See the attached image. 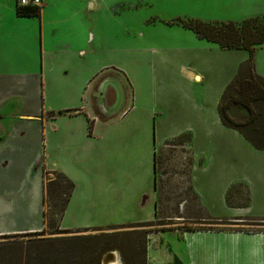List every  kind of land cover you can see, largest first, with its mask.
Instances as JSON below:
<instances>
[{
    "label": "crops",
    "instance_id": "crops-1",
    "mask_svg": "<svg viewBox=\"0 0 264 264\" xmlns=\"http://www.w3.org/2000/svg\"><path fill=\"white\" fill-rule=\"evenodd\" d=\"M18 1L0 0V22L11 16L15 18V30H19L0 28V186L11 190L10 195L5 189L4 194H0V206L6 211V216L0 217V236L44 230L43 174L47 169L60 171L56 167L57 158L56 164L52 161L53 166L50 160L62 150L58 161L67 162L70 171L75 169L85 162L81 159L90 151H93V157L96 155V144L104 138L105 129L109 130L105 135H150V140H154V143L150 141L154 191L159 151L166 146L185 147L187 144L192 153L189 185L208 221L214 219L229 224L264 220V212L256 211L258 205L264 209V151L255 149L238 131L224 126L219 114L227 84L248 62L247 51L218 49L228 59L226 69H217L222 71L224 82L212 68V61L210 64L207 59L206 64H198L192 49L185 61L166 49L161 51V58L156 51L148 49L152 57L144 71L134 64L147 62L135 58L141 48L139 44L150 43L144 30H139L141 37L134 33L127 38L115 36L111 39L112 36L106 38L95 26L99 14L109 18L110 13L116 17L128 14L127 18L139 27L141 23L144 27L159 25L160 16H145L141 1L136 5L126 0H42L41 15L27 18L17 15ZM121 42L129 43L130 47H120ZM110 44L114 46L110 47ZM101 52L99 60L105 57L106 64H101L100 72L117 66L124 70L126 66L122 67L116 60H132L126 64L133 66L130 70L126 68L127 80L133 86L132 99L128 98L130 92L128 95L123 93L118 104L115 101L102 105L99 98H109L112 88H106L103 80L88 84L85 80L68 105L56 111L54 106H48L49 112L45 116V86L51 69L59 62L68 68L65 71L68 76L73 63L68 57L85 59L92 55L96 58ZM254 70L264 78L257 65ZM84 85H88L87 91H84ZM90 87L93 92L88 96ZM15 119L32 126L49 124L52 134L47 132L45 142L39 139L33 147L17 151L13 148L17 147L15 139L26 137L29 142L30 135L24 126L20 135L13 137L16 128H10L9 124ZM177 138H181L183 144L168 145ZM12 139L15 144L10 145L9 150L12 156L18 154L13 160L4 154L6 144ZM145 147H149L147 142ZM21 151L27 152L28 159ZM43 151L49 152L46 159ZM146 157L148 161V152ZM140 161L139 158L134 160ZM32 166L35 175L31 173L23 178V172L31 171ZM11 173L12 177H9ZM63 174L73 178L71 172ZM16 181L29 182V195L20 185L16 190ZM240 184L243 189H249L251 206L248 209L227 204L229 190ZM144 192L140 208L149 202L152 194L151 191ZM30 201L42 203L41 216L33 214L28 206ZM156 210L155 207V217ZM188 218V222L194 221V217ZM183 219L180 217L176 221ZM176 226L147 232L146 264H264V231L250 232L246 227L233 224L227 227L243 231L223 230L225 228L188 230L181 223ZM61 229L68 230L62 224ZM113 263L117 264V261Z\"/></svg>",
    "mask_w": 264,
    "mask_h": 264
},
{
    "label": "rangeland",
    "instance_id": "rangeland-1",
    "mask_svg": "<svg viewBox=\"0 0 264 264\" xmlns=\"http://www.w3.org/2000/svg\"><path fill=\"white\" fill-rule=\"evenodd\" d=\"M139 1L144 6L143 13L145 16H152L151 14L160 16L161 23L159 25L144 27L141 23V27H139L136 22L127 18L128 14L127 16L116 17L117 15L110 13L109 18L105 14H99L98 22L95 23L96 30H102L105 37L112 36L111 39H115V36L121 39L127 38L134 33L141 37L139 30H144L147 38H150V43L139 44L141 48L137 46L139 52L135 58H140L142 61L147 60L144 65L134 63L138 69L147 70V67L144 66L148 65L152 57L148 53V49L156 51L160 54V58L161 51L166 49L171 51L172 55H180L184 61L188 60L187 54L189 52L191 54L189 49H192L196 52L193 55L199 65L206 64L207 59L210 64L212 61V68L218 72L217 74L221 76L223 82L225 80L224 75L221 70L218 71L217 69L223 67L226 69L225 61L228 59L220 54V50H218L220 46L209 41L208 38H201L195 31L185 28L180 22H242L251 17L264 15V0H126V2H134L136 5ZM130 13L132 12L130 11ZM14 20L15 18L7 16L3 22H0V28L4 31L9 29V31H19L18 29L15 30ZM111 45L114 46V44H110V47ZM119 46L130 47L129 43L123 44L122 42L119 43ZM102 53H97L96 58L92 55H87L88 57L85 59H80V56L78 59L68 57V60L73 62L68 76L65 75L68 68L60 65L59 62L55 68L51 69L45 86L47 97L45 116L49 112L48 106H54L56 111L58 108L68 105L74 99V95L82 88L80 85L85 80L87 84L91 81L94 83L97 79V82L103 80L106 88H112L109 98H105V96L99 98L102 105L115 101L118 104L123 93L128 95L130 92L128 98L129 100L132 99L133 86L127 80L126 73V68L128 70L133 68L130 64L126 65L132 60L126 61L119 57L120 59H117L116 63H120L122 67L126 66L123 67L124 70L117 66L100 72L101 64H106L105 57L99 60V55ZM253 62L255 66L257 65L259 72L264 73V47L257 49ZM244 66H241L240 70L244 69ZM242 72L240 75L245 76L246 68ZM232 82L233 80L228 84L230 85ZM87 86L84 85V91ZM91 91L93 92L90 87L88 96L91 95ZM229 116L234 123H243L248 118V112L243 106L235 105L229 110ZM9 126L16 128L13 137L20 135L24 126H27L30 135L29 142H27L26 137H22L20 140L15 139V146L17 147L13 148H17V151L21 149L25 151V149L33 147L39 139L41 142H45L47 132L49 135L52 134V129L46 123L43 126H32L22 124L19 119H15ZM107 133L109 130L105 129V140L103 138L96 144L94 150L96 155L93 157V151H90L81 159L85 162L77 165L71 171L67 162L58 161L63 154L62 150L57 152L51 160L49 159L50 165L53 166V163L56 164L55 158H57L56 167L61 173L71 172L72 179L75 180L66 175L75 185L61 223L68 231L33 232L37 233L34 235L22 233L15 234L17 236L13 238L3 239L0 237V264H102L104 257L110 252L117 253L121 264H146L147 259L146 255L143 254V249L145 247L146 252L147 238L145 234L147 232L174 229L179 223L186 225L184 228L190 229L231 228L227 227L229 224H213V222L208 221L199 207L189 185L192 153L187 144L185 147L166 146L157 154L155 193L153 189L154 172L150 165L152 160L151 142L154 143V140L152 138L150 140V135H105ZM0 134H2V130ZM250 136L255 141L258 140L257 142L261 145L264 144L260 141L262 135ZM15 141L13 142L12 139L6 144V153H4L8 154L7 158L12 160L18 156V154L12 156L13 153L9 150L10 145L15 144ZM146 142L149 146L148 149L145 147ZM23 151H21V155L27 158V152ZM147 152L149 154L148 161ZM48 154V151H43L42 155L46 159ZM136 158L141 160L140 163L134 162ZM30 170H25L22 177H28L31 173L35 175L33 166ZM50 171L52 170L47 169L45 172L46 181L57 178V175L50 173ZM9 177H12V173ZM19 185L22 191L28 192L29 195V182L16 181V190H18ZM4 189L8 195L11 194L9 188ZM4 189L0 186V194H4ZM145 190L151 191L152 194L149 202L140 208L139 204L145 195ZM33 202L30 201L28 206L34 212L33 214L40 215L42 203ZM54 203H58V199L51 200L50 195H48L47 205H43L44 210L49 214L51 213L52 216L58 213L52 206ZM233 203V206L230 207L248 209L251 206V204L239 206V202L235 201ZM155 207L157 217H155ZM258 207L256 211L264 212L262 206L258 205ZM5 212L0 206V217L6 216ZM180 217L184 218L183 221L177 222L179 221L177 218ZM188 217H194V221L188 222ZM139 222L152 224L140 226L142 224ZM234 225L239 226V228L243 226L246 227L245 229L264 231V220L262 222L247 221ZM94 226H100L104 230H76L95 228ZM106 234L110 236H106V238Z\"/></svg>",
    "mask_w": 264,
    "mask_h": 264
},
{
    "label": "trees",
    "instance_id": "trees-1",
    "mask_svg": "<svg viewBox=\"0 0 264 264\" xmlns=\"http://www.w3.org/2000/svg\"><path fill=\"white\" fill-rule=\"evenodd\" d=\"M16 13L19 17H39L41 15V7L32 5L21 6L18 1ZM180 23H182L185 28L192 29L193 31H195L201 38H208L209 41L217 43L220 48L224 50H244L248 52L249 59L247 64L244 66V69L240 71L239 75L233 80V82L227 87L223 94L219 107V114L224 126L238 131L255 149L264 151V144L261 145L257 142L258 140L255 141L250 136L262 135V140L260 141L264 143V78L259 76L255 72L253 62V58L257 49L264 46V15L251 17L242 22L231 21L223 23H205L200 21H181ZM245 68L246 74L245 76H241L240 74L243 73L242 71L245 70ZM235 105L243 106L248 112V118L243 123L236 124L231 120L229 116V110ZM181 144H183L181 138H177L171 141V143H169L168 145L179 146ZM50 173H55L57 175V178L54 180L46 181L45 173V183L43 187V202L46 206L48 195H50L51 200L58 199V203H54L52 205L58 213H55V215L52 216L51 213L50 215L46 210L44 211L45 228L42 232L49 231L51 233H55L61 231H68L61 229V223L66 208L71 199L75 185L69 178L66 177L65 174L61 172ZM242 189V185H234L231 187L227 194V203L229 206H233L234 201L239 202V206H246L250 204L249 192L247 191V188L244 190ZM209 221L213 222V224H219V222L214 219H209ZM141 224L142 225L140 226H144L150 225L152 223ZM229 224L234 225L238 223ZM186 229L192 230V228ZM208 229L220 230L214 228ZM78 230L101 231L104 229L102 227H95ZM223 230L243 231L241 229L231 228H225ZM247 231L257 232V230L252 229H249ZM34 234L37 233H30V235ZM15 236L17 235H3L0 237L3 239L13 238ZM106 236L107 234L105 235V237ZM143 254L145 255V247L143 249Z\"/></svg>",
    "mask_w": 264,
    "mask_h": 264
},
{
    "label": "water",
    "instance_id": "water-1",
    "mask_svg": "<svg viewBox=\"0 0 264 264\" xmlns=\"http://www.w3.org/2000/svg\"><path fill=\"white\" fill-rule=\"evenodd\" d=\"M116 261H117V263L119 261V264H121L120 260H119V256L117 255V253L116 252L115 253L114 252H110L104 257L102 264H105V262L107 264H115L113 262H116Z\"/></svg>",
    "mask_w": 264,
    "mask_h": 264
},
{
    "label": "built area",
    "instance_id": "built-area-1",
    "mask_svg": "<svg viewBox=\"0 0 264 264\" xmlns=\"http://www.w3.org/2000/svg\"><path fill=\"white\" fill-rule=\"evenodd\" d=\"M19 4L21 6H28V5L41 6L42 0H19Z\"/></svg>",
    "mask_w": 264,
    "mask_h": 264
},
{
    "label": "bare ground",
    "instance_id": "bare-ground-1",
    "mask_svg": "<svg viewBox=\"0 0 264 264\" xmlns=\"http://www.w3.org/2000/svg\"><path fill=\"white\" fill-rule=\"evenodd\" d=\"M105 264H107V263L105 262Z\"/></svg>",
    "mask_w": 264,
    "mask_h": 264
}]
</instances>
